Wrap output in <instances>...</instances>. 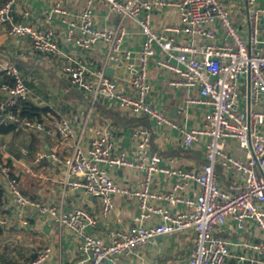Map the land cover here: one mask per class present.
Listing matches in <instances>:
<instances>
[{"label":"built area","instance_id":"built-area-1","mask_svg":"<svg viewBox=\"0 0 264 264\" xmlns=\"http://www.w3.org/2000/svg\"><path fill=\"white\" fill-rule=\"evenodd\" d=\"M96 1L85 0L84 7L72 18L60 1L50 13L62 15L61 20L67 23L63 34L66 43L87 52L104 41V63H117L129 55L122 46L127 28L122 20L113 26L98 27L93 13ZM103 1L110 13L135 21L144 37L136 65H128L131 89L119 87L106 74L105 67H92L72 54L65 57L61 74L73 91L88 95L93 101L107 100L131 117L145 116L158 126L177 129L183 149L202 143L203 163L190 169L172 166L173 158L150 151L151 132L144 125L133 133L137 141L133 157L128 158L126 151L115 150L112 127L106 123L93 129L88 146L75 140L68 154L52 155L54 164L64 168L66 187L98 199L97 214L81 206L61 211L32 201L22 193L18 181L0 159L5 195L19 207L34 206L39 213L50 215L73 232L79 256L70 263L57 264H105L107 259L118 264L120 257L158 236L181 231L192 236L189 264H227L235 244L252 251L250 256L239 254L237 264H264V39L260 34L264 5L257 0H244L248 29L244 35L223 0ZM15 2L4 0L0 4V26H7L8 36L28 37L35 50L58 55L61 51L55 31L36 27L30 20H16ZM162 6L176 7L179 17L174 23L156 27L153 11ZM23 16L30 18V13L25 10ZM156 47L159 66L172 71L168 84L186 89L184 105L203 107L198 125L187 127L178 123L148 99L152 89L148 68ZM2 71L10 78L0 85L3 124H11L15 132H37L49 126L62 143L74 137L69 119L62 115H52L46 121L19 116L17 107L29 98L30 90L14 64L4 66ZM218 165L233 178L234 186H220ZM129 166L143 172L136 187L118 183L108 172ZM154 173L176 175L177 180L168 190L153 192L150 185ZM190 185L195 189L192 194L186 191ZM116 195L136 197L139 212L133 224L111 228L105 240L90 229L110 217ZM151 197L162 199L166 205H152ZM176 204L183 209L171 211L170 207ZM155 215L159 216L157 222L143 224ZM229 221L245 229L255 226L263 238L240 244L220 237L218 231ZM8 223V218L0 213V227ZM50 253L51 246H44L24 264H46Z\"/></svg>","mask_w":264,"mask_h":264},{"label":"crops","instance_id":"crops-1","mask_svg":"<svg viewBox=\"0 0 264 264\" xmlns=\"http://www.w3.org/2000/svg\"><path fill=\"white\" fill-rule=\"evenodd\" d=\"M4 0H0V4ZM60 1L72 18L85 5V0H16L13 6L14 18L24 22L30 20L39 28H52L56 34V41L60 53L52 54L35 50L28 37H9L7 26H0V80L3 77V67L14 64L21 72L25 84L30 90L26 100L32 106L43 109L40 112L41 121H46L52 115H62L69 119L74 137L62 143L56 131L47 126L42 131L8 130L0 132V159L10 170L12 176L24 195L32 201L43 205H52L61 211L73 206H81L91 214L99 212L98 199L79 190L66 187L64 184V168L54 164L52 155L68 154L75 140L88 146L89 137L93 129L110 123L115 150H124L128 158L133 157L137 138L134 131L141 125L150 129V151L173 158L172 166L183 169L199 168L204 160L202 143L195 144L191 149H183L182 136L177 129L158 126L148 117L135 118L127 112H120L115 104L107 100L93 101L88 95L77 93L71 89L68 79L61 74V65L69 54L84 59L92 67H112L111 74L119 87L125 91L131 89L128 65L135 66L141 42L144 37L140 33L135 21L122 18L119 14L108 11L103 0L95 2L93 13L98 27L113 26L123 21L127 34L123 41V48L129 55L117 63H104L103 55L107 49L104 41L98 42L89 51L66 43L63 34L67 30V23L61 20L62 15H51V8ZM177 1V0H173ZM264 5V0H257ZM230 10L235 24L240 32L247 34L246 10L244 0H223ZM30 13V18L23 16V11ZM179 17V11L173 6H162L153 11V25L174 23ZM218 31L220 27L217 25ZM260 34L264 39V15L260 20ZM159 47L152 56L148 75L151 92L150 102L160 108L170 118L187 127L200 123L202 106L184 105L185 88H175L168 84L172 78V71L159 66L157 59ZM175 64V60H171ZM41 79V80H40ZM18 110V109H17ZM2 114L0 113V126ZM235 145V144H234ZM164 162V161H163ZM109 169V168H108ZM218 182L224 188L234 186L231 176H227L218 165ZM112 177L120 184L136 187L142 181L143 172L134 167L109 169ZM3 175L0 171V213L8 218V225L0 227V264H24L32 260L37 251L44 246H51V253L46 264L70 263L79 256L78 241L73 232L65 226L59 225L53 217L41 214L31 205L19 207L12 203L11 198L4 193L2 185ZM177 180L176 175L154 173L150 189L153 192L166 191ZM193 186L186 187L190 194ZM152 205H166L165 201L151 197ZM183 209L181 204L170 207L171 211ZM138 200L130 195H116L115 206L110 217L90 229L108 240V231L114 227L131 225L138 214ZM159 216H151L143 224L155 223ZM220 237L230 239L233 243L259 241L262 233L252 225L248 229L240 228L235 223L227 222L217 233ZM192 236L188 232H174L158 236L152 242L139 247L127 256L120 257L118 264H189V250ZM233 256L227 264H237L238 255H252V251L245 245H234ZM106 264V263H105Z\"/></svg>","mask_w":264,"mask_h":264},{"label":"trees","instance_id":"trees-1","mask_svg":"<svg viewBox=\"0 0 264 264\" xmlns=\"http://www.w3.org/2000/svg\"><path fill=\"white\" fill-rule=\"evenodd\" d=\"M9 79L10 78L6 74L3 73V77L0 80V85L2 83L8 82ZM17 109H18L17 113L19 116L33 118V119H37V120H42L40 112L43 109H39L35 106H32L31 104H29L26 101L21 102L20 105H18ZM12 129H13V126L11 124H8V125L4 124V125L0 126V132H5L8 130H12ZM0 190H1V187H0Z\"/></svg>","mask_w":264,"mask_h":264},{"label":"water","instance_id":"water-1","mask_svg":"<svg viewBox=\"0 0 264 264\" xmlns=\"http://www.w3.org/2000/svg\"><path fill=\"white\" fill-rule=\"evenodd\" d=\"M111 71H112V67L108 66V67L106 68V74H107V75L111 74ZM106 264H114V263H113L110 259H107V260H106Z\"/></svg>","mask_w":264,"mask_h":264},{"label":"rangeland","instance_id":"rangeland-1","mask_svg":"<svg viewBox=\"0 0 264 264\" xmlns=\"http://www.w3.org/2000/svg\"><path fill=\"white\" fill-rule=\"evenodd\" d=\"M41 80V79H40Z\"/></svg>","mask_w":264,"mask_h":264}]
</instances>
